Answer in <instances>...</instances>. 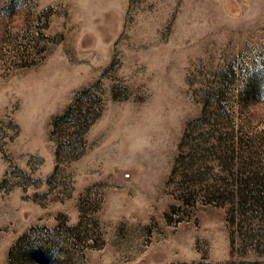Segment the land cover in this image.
<instances>
[{"label":"rangeland","instance_id":"obj_1","mask_svg":"<svg viewBox=\"0 0 264 264\" xmlns=\"http://www.w3.org/2000/svg\"><path fill=\"white\" fill-rule=\"evenodd\" d=\"M0 264H264V0H0Z\"/></svg>","mask_w":264,"mask_h":264},{"label":"trees","instance_id":"obj_2","mask_svg":"<svg viewBox=\"0 0 264 264\" xmlns=\"http://www.w3.org/2000/svg\"><path fill=\"white\" fill-rule=\"evenodd\" d=\"M68 115H70L71 114V110H68V112H66ZM67 116V115H66ZM88 116V113H82V117L83 118H85L86 119V117ZM60 119H61V117H60ZM59 120V119H58ZM56 123H57V121H56ZM218 191H216V192H209V191H206L205 193H204V197H206V198H209L210 200H215L216 198H218V193H217ZM246 202H244V200H243V202H241V205H242V207H245L246 206Z\"/></svg>","mask_w":264,"mask_h":264}]
</instances>
